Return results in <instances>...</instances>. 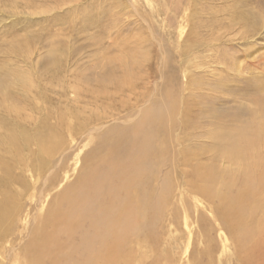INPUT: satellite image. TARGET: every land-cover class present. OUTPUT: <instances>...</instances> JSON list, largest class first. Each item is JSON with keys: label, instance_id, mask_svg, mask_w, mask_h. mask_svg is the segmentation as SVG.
Masks as SVG:
<instances>
[{"label": "bare ground", "instance_id": "bare-ground-1", "mask_svg": "<svg viewBox=\"0 0 264 264\" xmlns=\"http://www.w3.org/2000/svg\"><path fill=\"white\" fill-rule=\"evenodd\" d=\"M196 4V0L186 1L182 15L186 25L181 24L180 37L197 12ZM178 7L174 6L175 11ZM219 13L210 15L199 27L191 25L187 37L196 35L199 28L209 35L208 49L222 44L232 48L233 41L224 42L225 36L231 32L246 35L257 25L256 15L236 12L224 23L217 18ZM189 43L187 49L193 40ZM223 50L211 62L199 64L211 67V74L224 77L229 73V60ZM118 61L126 79H131L130 60L125 56ZM114 70L111 68L107 77L112 85H116ZM185 70L188 72L187 67ZM162 74V78L167 75L165 85L149 106H143L136 118L125 124L110 125L98 137L85 156L77 181L56 194L55 204L38 221L31 238L11 247L2 246L0 264H142L155 250V244L161 243L164 224H179L180 216L186 227L196 225L197 240L205 244L198 253L201 258L190 253L195 264H214V233L222 248H234L235 264H264V74L251 93L236 97L242 98L241 104L228 100L231 106L226 109L220 106L222 98L217 96L229 90L226 84L193 80L190 85L194 91L189 92L193 101L188 104L184 94L181 97L176 91L177 70ZM126 79L120 84L116 81L118 86L125 87ZM22 81L27 83L26 78ZM204 87L209 92H203ZM103 88L108 96L111 89ZM138 103H131L132 107ZM126 105L122 103L103 117V113L90 116L81 122V128L121 115L123 110L130 116L132 107L127 109ZM6 123L0 118L1 130L8 134L2 138L10 149L17 150L28 136L24 130L9 135L10 125ZM54 125L45 123L42 127L39 149L43 152H54L62 143ZM197 149L206 155L205 163L192 164L203 157ZM185 193L195 196L194 215L192 207L185 204ZM19 210L14 194L0 187V241L14 233ZM189 233L191 238L193 232ZM187 242L185 253L190 248V240ZM155 263L160 264V260ZM166 264H172V260L167 259Z\"/></svg>", "mask_w": 264, "mask_h": 264}, {"label": "rangeland", "instance_id": "rangeland-1", "mask_svg": "<svg viewBox=\"0 0 264 264\" xmlns=\"http://www.w3.org/2000/svg\"><path fill=\"white\" fill-rule=\"evenodd\" d=\"M186 1L0 0V118L10 125L9 135L24 130L30 140L29 143L23 141L17 150L10 149L2 138L3 134H8L0 127V187L13 193L20 206L14 233L0 241V253L2 246L11 247L31 238L38 221L55 204L56 194L77 181L85 156L105 130L110 125L129 122L143 106H149L161 85H165L167 75L162 78L165 71L170 74L173 69L177 70L176 91L179 96L184 94L188 104L193 101L189 92L194 86L190 84L200 78L229 87L228 91L217 95L222 98L219 104L225 109L231 106L228 100L241 104L242 98L237 100L236 97L252 92L258 78L264 74V0H196L198 13L192 18L189 16L191 21L188 19L180 37L181 26L186 25V18L182 16ZM175 5L181 10L178 7V12L175 11ZM217 12H220L217 18L224 23L236 12L256 15V30L251 28L246 35L231 32L224 42L233 41V47L222 44L219 48L214 46L213 50L207 47L206 30L205 34L198 28L196 35L187 37L191 25L199 27ZM223 47L230 74L224 77L211 74V67L199 64L220 56ZM125 56L132 63L131 79H126L119 66L118 60ZM109 59L113 61L106 64ZM111 68L116 69L113 72L116 79H113L119 84L127 80L125 87H119L116 81V85L109 83L107 77ZM22 78L27 79L26 84ZM103 87L111 89L108 96ZM118 89L123 90L117 92ZM206 89L204 87L203 92ZM137 101L139 103L132 107ZM122 103H128L127 109L132 107L130 116L123 110L121 115L81 128V122L90 116L103 113V117ZM45 123L55 124L61 135L62 143L50 153L39 149V136ZM11 127L16 129L12 131ZM97 127L99 130L93 131ZM201 140H196L195 144ZM201 155V160H194L192 164L205 163L206 155ZM194 197L192 193H185V204L192 207ZM176 203L179 205L177 198ZM194 210L192 207L193 215ZM191 219L190 216V222ZM168 225L164 224L161 231V243L155 244V250L142 264H157L156 260L166 264L167 259H171L172 264H195L190 253L194 252L199 259L198 253L205 247L197 240L196 225H190L191 229L186 227L183 216L179 224ZM189 230L193 232L191 238ZM214 236L213 263L235 264L234 248H222L216 233ZM187 240H190V248L185 253Z\"/></svg>", "mask_w": 264, "mask_h": 264}]
</instances>
